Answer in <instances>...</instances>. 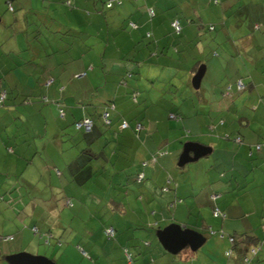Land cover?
Wrapping results in <instances>:
<instances>
[{
	"label": "crops",
	"instance_id": "0c3cea01",
	"mask_svg": "<svg viewBox=\"0 0 264 264\" xmlns=\"http://www.w3.org/2000/svg\"><path fill=\"white\" fill-rule=\"evenodd\" d=\"M164 1L167 0H138L137 3L126 4L123 9L129 11L132 18L137 20V22L133 21L136 27L131 28L137 29L142 36L147 35L151 38L152 34L148 31L144 33L143 29L148 25L144 24L147 17L152 19L156 16L152 4H155L161 12L164 11L165 6L174 8L178 5L180 14L176 13L177 15L170 19V27L171 21L177 19L181 26L179 33L181 34L184 27V32L188 35L186 21L192 23V17L200 23H202L205 15L209 20H217L221 13L225 14L227 8L238 4L239 8L247 5L254 10L251 18V23L254 22L253 32L240 31L239 43L231 44L234 52H219V56L208 59L207 63L205 62V72L198 89L192 88L190 81L201 65L200 61L196 65L195 63L191 65L180 53L176 58H170L166 52L167 46L164 48L160 46L162 39L155 41L156 52H124V59L120 57L119 53V59H117L119 65L110 64L107 67L102 57L101 66L97 65L100 62L96 66L103 71L99 72V74L101 73L99 79L103 83L104 92L97 97L99 101L95 104L98 105L96 109L102 112L101 114L104 111L108 112L110 123L107 125L114 124L112 130L106 131L94 130L92 113L86 107H80L78 99L75 97H67V99H63L64 102H60L63 98L62 91L67 90L74 81L73 78L78 79L79 82L80 78H77L75 72L84 71L85 73L87 65L82 67L75 65L73 67L72 63L77 59V53L79 56H82L83 53L71 52V50L68 52L71 46L66 45L60 46L61 48L57 49L59 52H55V48L49 51L44 48L42 53L39 52L40 49L35 46L36 43L33 40L39 41L43 33L41 32L39 17L34 13L32 15V11L39 8L37 3L33 1L24 2L21 0L17 2L13 0L14 10L12 12L15 13L17 10L23 9L26 13L22 16L17 13L12 20H6L4 19L6 15L0 14V21L4 23L6 29L10 27L16 29L11 35H4L5 29L3 30L4 36H0V62L3 61V65H0L2 67L0 89L4 88L7 91L4 109L0 110V132L5 131L6 133L5 144H9L11 139V142L18 146V138L22 129H19L18 126L14 127V119L16 121V118H20L16 101L21 97L27 101L31 99L39 101L35 92L38 87L37 83L43 78L46 81L45 85H39V88L41 89L40 92L44 88L46 95L41 98V101L47 102V98H53L58 113L59 109L62 108L64 110L62 118H67L70 123L74 122V125L75 121L85 116L90 117L93 121L89 131L91 134H81V132L78 134L72 128L65 129V126H62L64 123L60 122L57 128L52 129L51 134L47 127H44L41 132L40 130L36 132L34 136H38L36 134L40 133V137L48 138V145L46 146L42 142V147L43 151L51 157V163H46L43 167L52 165L58 175H65L67 189L71 185L77 186L76 174L79 170L75 164L72 166V161L76 159L80 168H84L85 164L82 162L86 163L91 157L93 158V155H97V158L100 159L101 152L95 149L94 143L102 144V150L106 147L112 148L109 159L105 156L104 158L110 160L111 157L116 156L115 159H117L118 156L117 161L112 163L113 167L105 164L107 161L102 160L100 162V167L104 169V172L110 173V180L104 183L108 185L117 184L118 186L120 184L128 185L129 187H125L126 194L131 192L134 198H146L148 202L146 206L144 205V210L142 209L144 213L147 212L146 214H143L141 210L126 214L127 210L132 208L131 205L128 204V208H125V203L121 202L120 199H111L104 204V211H109L110 208L112 210V207L123 208L124 213L121 212L123 214H118L115 211L112 214H85V217L88 215L87 221H80L79 225L74 227L71 222H65L60 218L61 214H37L38 218L36 219L31 216L30 221H36H33V225L29 226L32 233H40L47 243L54 240L57 245H68L63 250L61 257L64 256V253L68 254V249L71 252L75 251L73 247L76 246L81 251L82 256L85 257L82 258L86 260L85 264H223L222 260L200 259L195 253L198 249L191 251L189 247H186L177 254H171L165 250L156 237V231L174 222L200 232L205 237V242L209 237L207 235L208 229L214 231L219 229L225 234L231 232L229 230H233L232 234L248 232L258 237L253 232L252 226L249 227L242 221L238 223L240 220H237V217L233 218L235 221L230 220L226 233L224 221H221L220 226L218 223H214L208 216L209 214L205 215L197 206V199L202 196V202L210 205L212 210L213 204H215L219 209L224 210L223 218H227V214L232 218L234 215L230 212V205L225 202V208H222L218 203L222 196L220 193H215L216 189L232 185L233 178L240 181L241 179L238 178L240 174H236L235 170H240L244 166L248 167V159L254 156L259 159L257 169L264 175V0H236V3H232V0H208L207 12L201 15H199L201 12L193 4L195 0H169L166 3ZM197 1L199 2V0ZM0 8H3L1 3ZM150 10L153 11V14L150 13ZM165 14L168 15L169 12ZM159 18L163 19L162 13ZM152 26L155 28L154 25ZM154 32L158 35L161 30L158 28ZM173 32L175 35H180L174 30ZM14 34L16 47L7 44L9 38ZM215 54L217 55L218 52ZM9 56L12 59L16 57L17 66H21L18 69L23 71L31 70L28 66L30 63H36L39 66V60L42 56L46 57L48 65L46 63L40 65L42 75L36 81H33L32 75L22 72H18V77L11 80L10 70H12L13 67L11 66L13 65L8 58ZM56 57L60 59L58 65L63 66L62 70L56 71V65L53 63ZM90 65H92L91 69H94L95 66ZM31 72L33 74L34 70ZM73 73H75L74 76ZM207 73H210L212 78L210 82L204 85L203 80ZM230 74L233 77L234 85L231 83L225 89L226 81L222 78L228 77ZM240 79L246 85L245 89L235 92L233 90L236 89L237 81ZM64 84L65 86H63ZM210 84L213 87L216 86L214 90ZM27 85L31 87L30 91L23 90ZM216 89L217 94L215 93ZM178 90L181 91L180 97L174 94ZM14 92L17 93V97L15 101L13 100L14 104H11L8 102L9 95L14 94ZM132 92H137L141 99L134 100ZM246 93H248L247 96H245ZM58 94L59 97H57ZM239 99H244L246 104H250L253 112L249 115L232 113V107H235ZM110 104H113L114 108L108 107ZM150 106L151 108H149ZM56 108L53 107L55 111ZM227 114H231L233 119L228 121L229 116L227 117ZM123 121L128 123L125 128L121 127ZM222 121H224L223 124ZM236 121H239V124ZM137 123L141 124V128L136 131L135 124ZM161 126L164 127L163 130H161ZM83 133L88 132L83 131ZM156 134L157 137H155ZM238 136H241L240 141L235 140ZM185 139L211 147L209 154H218L213 156L214 162H207L209 163L208 166L204 162L197 165L192 164L193 166L188 164L192 162H188L184 166H178L179 156L183 151L179 142ZM232 141L234 144L230 143ZM254 142H256L255 145ZM49 143L52 145L50 148H48ZM33 144L34 146L31 143H26L25 148L20 150L22 154L25 152L29 154L25 155L30 156L27 162L34 160L37 154L43 153L35 141ZM257 145H260L259 149H257ZM158 150L164 153L158 158L150 160L151 155ZM9 151L15 152V148H9ZM230 152L231 156L229 157ZM208 155L203 156V158ZM262 156L263 158H261ZM16 159L18 160L19 156L16 155ZM216 162L219 163V167ZM216 167L217 170L218 168L223 169L222 177L226 172H230V179L225 182L227 184H220L221 181L216 175ZM139 173L143 174L141 182L136 181L135 174ZM198 173L200 176H197ZM168 179L169 185L167 184ZM132 185L133 187L136 185L134 190L131 189ZM164 185H166V190H162ZM237 185L240 187L242 183L237 182ZM39 191L40 189L37 188L35 193L39 194ZM63 191L68 194L65 188ZM68 192L73 196L80 195L73 190H68ZM263 193L262 200L264 199ZM12 194L16 195L15 193ZM52 196L55 195L52 194ZM35 198L39 199V197ZM111 201L115 204L112 207H110L111 204L108 206V202ZM126 202L130 203L131 198H127ZM54 205L56 206V204ZM253 205L254 211L252 212L258 214L260 207ZM93 209L97 213L99 207L95 206ZM79 215L82 216V214ZM79 215L77 214L81 218ZM91 219H95V221L90 222V226L97 222L94 228L88 224ZM33 227H36L37 230L33 231ZM106 227L114 229L113 239H108L105 236L104 229ZM5 238L8 241L12 239V236ZM220 239L227 241L226 237ZM222 246L225 247L226 251L227 247L229 248L228 241ZM125 249L130 254L131 261L127 259ZM1 255L0 260L5 257L2 253ZM87 256L91 262H88ZM234 263L239 264L236 261Z\"/></svg>",
	"mask_w": 264,
	"mask_h": 264
},
{
	"label": "rangeland",
	"instance_id": "374dc122",
	"mask_svg": "<svg viewBox=\"0 0 264 264\" xmlns=\"http://www.w3.org/2000/svg\"><path fill=\"white\" fill-rule=\"evenodd\" d=\"M6 1L7 0H0L1 6L3 7L0 8V14L6 15V18L4 17V19L12 20L15 14L20 13L22 16L24 13H26V11L23 9L17 10L15 13H13L7 8L8 4ZM16 1L19 2L21 0ZM23 1H33L39 6L38 10L34 9L32 11V15L33 13L37 14L39 20L41 21V32L43 34L39 38V41L33 40V42L36 43L35 46H38L40 49V53L44 51V48H47L48 51L55 48V52H59L57 49L64 45L71 46V49H69L68 52L71 50V52L83 53L82 56H79L77 53V59L72 63L73 67L75 65H78L79 67L87 65L85 73L84 71L75 72L77 73V78H80V80L78 82V79H74L72 77L74 81L68 86L67 90L62 91L61 95L63 98L60 100V102H64L63 99H67V97H75L78 99V103L80 104L79 106L84 108L86 107L92 113V118L94 121L93 128L95 131L99 129L102 131L112 130L114 126V124H104V121L101 119L102 112H99L96 109L98 105L95 104L99 101L97 97L101 96L104 92L103 83L99 79L101 74H99V72L103 71H101L98 67L101 66L102 57L104 58L103 62L105 65H107V67L110 64L119 65L117 62V59H119V53L120 57L124 59V52H156L157 46L155 45V41L157 39H162L160 46H163V48L167 46L166 52H168V56L170 58H176L180 53V55L186 58V60H188L191 65H194V63L196 65L198 61H200L201 64L206 65V61L215 56H219V52H234L232 51L231 44L239 43V32L242 30L246 32H253L252 28L254 26V22L251 23V18L253 17L252 12L254 10L247 5L239 8L237 4L233 5L231 8H227L225 14L221 13L220 18L217 20H209L207 15H205L203 17L202 23L193 17V22L188 23L184 17L188 27V35H186V32H184V27L182 26L183 30L178 36L175 35L172 28L170 27V19L177 15L176 13L180 14V7L175 4L177 7L175 6L174 8H167V6L164 5V11L161 12L158 10L159 8L155 4H152V6L155 8L156 16L152 19H148L149 17H147V21L144 24L148 25L143 29L144 33L148 31L152 34V37L149 38L147 35L142 36L139 34L137 29H132L133 27H130V20L134 22H137V20L132 18L129 11H125L123 9L126 4L137 3L138 0H123L122 5H117L110 9L105 7L107 0ZM167 1L169 2V0ZM167 1L164 2L166 3ZM11 2H13V0ZM193 2L194 6L201 12L199 15L207 12L206 7L209 4L208 0H199V2L195 0ZM233 2L236 3V0H232V3ZM197 3L199 4L197 5ZM167 12H169L168 15L165 14ZM161 13L163 19L159 18ZM180 17L182 18V16ZM4 19L1 20L3 21ZM224 22H226V24H224ZM152 25H154L155 28ZM210 25L213 26L212 29H210ZM158 28H160L161 32L156 35L154 31ZM5 29L6 27L4 23L0 21V36H4L6 34L11 35L13 31L16 30L15 27H10L6 29L3 35V30ZM14 40L15 34L9 38L7 44L9 43L10 45L16 47ZM215 52H218V54L216 55ZM8 58L13 65L11 66L13 67L12 70H10L11 72L9 71L11 80L14 77H18V72H22L32 75L33 81H36L38 77L40 78L42 75V68L40 69V65L45 63L48 65V60L46 57L42 56L39 60V66L36 63H30L28 66L31 68V70L23 71L18 69L21 66H17L18 61L16 60V57L12 59L9 56ZM59 61L60 59L56 57V60L53 62L56 65V71L62 70L63 68L62 65H58ZM99 62L100 64H97ZM218 62L221 63L219 60ZM90 64L95 66L94 69H91L92 65ZM96 64L98 66H96ZM0 65H3V61L0 62ZM1 66L0 77L2 74ZM32 70H34L33 74L31 72ZM75 73L72 75L74 76ZM103 75H101L102 78ZM205 75L206 76L203 80L204 85L210 82L212 78L210 73ZM222 79L226 81L225 89L231 83L234 85V80L231 74L228 75V77H224ZM45 82L46 81L42 78L39 83H37L38 87L36 88L37 90L35 94H37L39 101H34L31 98H28L31 100L27 101V99L24 97H21L18 101H16L17 112L20 114V118H16V121L14 119V127L18 126L19 129H22L18 138V146H15L11 142V139L9 144H5L4 139L6 137V133L5 131L0 132V195H2L3 198L0 201V251L4 256L24 251L31 254L44 255L54 260L57 264H85L86 260L82 259L85 257L82 256L81 251H79L76 246L73 247L75 248V251L71 252V250L68 249V254L64 253V256L61 257L63 250L68 245H57L56 241L54 240H51L50 243H47L41 237L40 233H32L29 226L33 225V221H36L32 220L31 222V216H34L35 218L33 219H36L38 218L37 214H61L60 218H62L65 222H71L72 226L74 227L78 226L80 221H87L88 215L85 217V214H112L114 211L118 214H123V208L120 209L112 207V205H115L112 201L108 202V206L111 204L110 207H112V210L110 208L109 211H104V204L111 199H120L121 202L125 203V208H128V204H130L132 208L130 210L128 209L126 214H130L131 212H135L137 210H141L143 212L144 207L148 204V202L146 201V198H134L131 192L126 194L125 187H129L128 185L124 184L125 186H123L120 184V186H118L117 184L108 185L104 183L110 180V173L107 171L104 172V169L100 167V162L102 160L107 161L105 164L113 167L114 165L112 166V163L117 161L118 156L117 159H115L116 156L111 157L110 160L104 158L105 156L109 159L112 148L106 147L104 150H102V144L94 143L95 149L101 152L99 155L100 159L97 158V155H93V158H90L91 161L89 160L86 163L82 162L85 164L84 168H80V164L76 159L72 161V166L76 165L79 170L76 174V181L78 184L77 186L71 185V187L67 189V180L65 175H58V173L55 171V168L51 164H49L51 165L49 167H43L46 165V163H51V157H49V155L43 151L42 147V142H44L46 146L48 145V138L40 137V133L36 134L38 136H34L36 132L39 130L41 132L43 131L44 127H47V130L51 134V131H53L54 128H57L60 125V122L64 123L62 126H65V129L72 128L76 130L75 132L78 134H80L79 132H81V134H91L89 132L83 133V131H79L75 127L74 122L70 123L68 122L67 118L63 119L61 113H58V109L56 108L53 98H47V102L41 101V98L46 94L44 88L42 89V92H40L41 89L39 88V85H45ZM190 85L192 86L191 81ZM63 86H65V84ZM215 87L211 85L213 90ZM30 88L31 87L27 85L23 88V90L30 91ZM227 90L229 91V88ZM233 91L239 92L237 91V86ZM215 93L217 94V89L215 90ZM174 94L180 97L181 91L178 90L174 92ZM247 94L248 93H246L245 96H247ZM236 96L238 97L239 95ZM16 97V92H14V94H10L8 102L12 104ZM57 97H59V94ZM136 99L140 100V95H137ZM6 100L7 99H5V102ZM74 103H76V101H74ZM4 105L0 107L1 111L4 109ZM61 105H64V103H61ZM52 106L56 108V111ZM187 107L190 108V106ZM250 107V104H246L244 99H239L236 102L235 107H232L231 112H237L240 115H249L251 112H253ZM149 108H151V106ZM150 112L152 113L151 110ZM226 116H229L227 119L228 121L233 119L231 114H227ZM129 119L131 118L129 117ZM236 123L239 124V121H236ZM254 125L255 124L253 123V126ZM160 128L163 130L164 127L161 126ZM157 136L158 135L156 134L155 137ZM34 141L37 143L38 147L43 151V153L37 154L36 157L33 156L34 160L27 162L30 156L25 155L29 154H26V152L22 154L20 150L25 148L26 143H31L34 146ZM185 141H187V139L180 141L179 145L183 147ZM50 143L48 148L52 146ZM230 143L234 144L233 141ZM152 144L154 145V143ZM255 144L256 142H254V145ZM12 147L15 148V152H8V149ZM16 155L19 156L18 160L16 159ZM120 155L122 156V153H120ZM215 155L218 154L211 153L206 158L202 157L197 161L188 164L197 165L204 162L208 166L209 163L207 162H214L213 156ZM230 156L231 152L229 154V157ZM261 158H263V156ZM258 160L259 159L255 158L254 156L253 158L248 159V167L244 166L243 168H240V170H235L236 174H240L238 175L240 176L238 177L241 179L240 181L239 179L233 178L232 185H227L222 189H216L215 193H220L222 196L218 200V203L222 206V208H225V202L230 205V212L234 215L232 218H230L228 214L227 218L215 215L213 213L212 207L202 202V196L197 199V206L200 207L205 215L209 214L208 216L212 219V221H214V223H218L219 226L221 221H224V231L226 233L228 231L227 225L229 222H231L234 217H237V220H240L238 223L242 221L248 224L249 227L252 226L253 232L256 233L260 240L264 241V199L262 200V192H264V175L263 172L257 169ZM120 162H122V159H120ZM243 162L245 163L246 161ZM216 164L218 167L220 166L218 162H216ZM229 167L231 169V166ZM216 172V175L219 178L218 180L221 181L220 184H227L225 182L229 181L230 172H226V176L224 175V177H222V168H218L217 170L216 167ZM197 176H200V174L198 173ZM237 182H241L242 186L239 187ZM135 186L136 185H134V187ZM134 187L132 185L131 189L134 190ZM37 188L40 189L39 194L35 193ZM64 188L68 194H65L63 191ZM68 190L76 191V193H80V195L73 196L69 194ZM12 193H15L16 195H13ZM52 194L55 196H52ZM35 197H39V199ZM127 198H131L130 203L126 202ZM94 202H96V205H94ZM115 202L119 203L117 201ZM54 204H56V206ZM253 204H255L256 207H260L258 214L252 212L254 211ZM95 206L99 207L97 213L93 209ZM214 207H216L215 204H213V208ZM80 209L82 210L79 212ZM146 213L143 212V214ZM77 214H82V216L79 215L82 219L79 218ZM92 221H95V219L89 220V226L90 222ZM96 225L97 222H95V224L91 225L90 227L94 228ZM229 231L231 232L228 233L232 234L233 230ZM8 236H12V239L7 241L5 237ZM208 236L207 242H205L195 252L198 254L200 259L210 258L211 260H222L223 264H235L232 259L230 260L224 255L225 247H223L222 244L226 243L227 241L225 239H220L216 234H210ZM88 259L89 258L87 256V260ZM88 262L91 261L88 260ZM0 264H8L5 260V257L1 258ZM253 264H264V249H262L257 254Z\"/></svg>",
	"mask_w": 264,
	"mask_h": 264
},
{
	"label": "water",
	"instance_id": "95a60500",
	"mask_svg": "<svg viewBox=\"0 0 264 264\" xmlns=\"http://www.w3.org/2000/svg\"><path fill=\"white\" fill-rule=\"evenodd\" d=\"M204 72L205 65L201 64L191 78V84L194 89L200 87ZM210 152L211 147L209 146L199 142L187 141L179 156L178 166L181 167L188 162L197 161ZM156 237L163 248L171 254H177L186 247H189L191 251H196L205 242L203 234L175 222L158 229L156 231ZM5 260L8 264H57L44 255L31 254L24 251L6 255Z\"/></svg>",
	"mask_w": 264,
	"mask_h": 264
},
{
	"label": "trees",
	"instance_id": "16d2710c",
	"mask_svg": "<svg viewBox=\"0 0 264 264\" xmlns=\"http://www.w3.org/2000/svg\"><path fill=\"white\" fill-rule=\"evenodd\" d=\"M6 2L8 4V9L10 11H13L14 10V7H13V4H12L11 0H7ZM107 2H108V0L105 3V7L107 9H110V8H113V7L117 6V5H121L123 3V0H120V3L119 4H113V6H111V7H108L107 6ZM9 7H11V9ZM132 24H134L135 27H136V24L133 21H130V27H133ZM169 85H171V84H169ZM2 90H5V89L4 88L0 89V92ZM237 91L240 92L242 90H237ZM6 93H7V91H6ZM132 96H133V98L135 100L136 99V96H137V92H132ZM6 99H7V95H6ZM4 104H5V101H4L3 105ZM111 106H113V104H110V106H108V107H111ZM113 108H114V106H113ZM60 109H62V108H60ZM63 112H64V110H63ZM101 116H102V114H101ZM221 123L223 124L224 121H222ZM238 137H240V139H241V136H238ZM160 152L161 151H157L154 154H152L151 157H150V160L152 158L153 159L158 158L160 156ZM135 175H137V174H135ZM141 181L142 180L137 181V182H141ZM165 186L166 185H164L162 187V190H163V188ZM210 234L211 235L217 234L220 238L226 237L227 241H228V236H232V237L235 238V242L234 243H229V241H228L229 248L226 250V251H228L229 249H232L233 253L231 255H229V256L225 254V256L228 259H230V260L232 259V261H236L239 264H253L254 259L257 257V254L262 249H264L263 241L262 240H259V238L256 237L255 235H253L252 233L244 232V233H240V234H236V233H234V234H225L223 231H220V230L214 231V230L208 229L207 235H210ZM220 234H223V236L221 237ZM111 239H113V238H111ZM252 248H255L256 249V253H251L250 250ZM226 251H225V253H226ZM0 257H2L1 253H0ZM245 257H248L250 261L249 262L244 261Z\"/></svg>",
	"mask_w": 264,
	"mask_h": 264
},
{
	"label": "built area",
	"instance_id": "2783aa9c",
	"mask_svg": "<svg viewBox=\"0 0 264 264\" xmlns=\"http://www.w3.org/2000/svg\"><path fill=\"white\" fill-rule=\"evenodd\" d=\"M119 3H120V0H108L107 6L111 7V6H113V4H119ZM9 8L11 9V7H9ZM150 13L153 14V11L150 10ZM132 26L135 27L134 24H132ZM171 27L173 28V30L176 33H179L180 30H181V26H180L179 21L177 19L172 20ZM212 28H213V26H210V29H212ZM245 86L246 85L242 82L241 79L237 81L238 90H244ZM6 95H7V93H6L5 90H2L0 92V107L3 105V103H4L5 99H6ZM111 107L113 108V106H111ZM59 112L63 116V114H64L63 109H60ZM101 117H102V120L104 121L105 124H109L110 123L109 114H108L107 111H104ZM92 125H93L92 119L90 117H86V116L75 122V127L77 129L83 130L85 132H89L91 130V128H92ZM126 126H128V123L126 121H123L121 123V127L124 128ZM140 128H141V124L137 123L135 125V130L137 131ZM235 140L240 141L241 139H240V137H237V138H235ZM259 148H260V145H257V149H259ZM163 153L164 152H160V155H162ZM142 177H143V174L139 173V174L136 175V180L140 181V180H142ZM167 184L168 185L170 184L169 179L167 180ZM166 189H167L166 187L163 188V190H166ZM2 199H3L2 195H0V201ZM213 213L215 215H219V216H222V217L224 216V214L221 212V210L218 208V206L213 208ZM36 230H37V228L33 227V231H36ZM104 234H105V236L108 239H111V238H114L115 232H114V229L112 227H106L104 229ZM220 236L222 237L223 234H220ZM228 241H229V243H234L235 242V238L232 237V236H228ZM263 244H264V241H263ZM250 251H251V253H256V249L255 248H252ZM125 253H126L127 259L129 261H131V256L127 252L126 249H125ZM232 253H233L232 249H229L228 251H226L225 254L229 256ZM244 261L249 262L250 260H249L248 257H245Z\"/></svg>",
	"mask_w": 264,
	"mask_h": 264
}]
</instances>
